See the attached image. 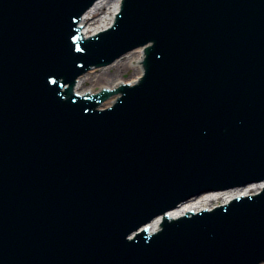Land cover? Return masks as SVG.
<instances>
[{
    "label": "water",
    "instance_id": "obj_1",
    "mask_svg": "<svg viewBox=\"0 0 264 264\" xmlns=\"http://www.w3.org/2000/svg\"><path fill=\"white\" fill-rule=\"evenodd\" d=\"M94 1L0 0V264L264 261V191L127 240L206 190L264 180V0H125L114 28L83 41L76 20ZM117 1L87 13V34L111 24ZM149 42L144 78L115 91L113 108L96 110L115 92L73 94L91 66ZM141 59L74 89L133 84ZM11 178L25 185L17 196ZM261 188L209 193L170 216Z\"/></svg>",
    "mask_w": 264,
    "mask_h": 264
}]
</instances>
